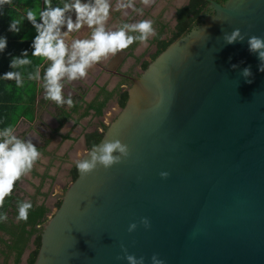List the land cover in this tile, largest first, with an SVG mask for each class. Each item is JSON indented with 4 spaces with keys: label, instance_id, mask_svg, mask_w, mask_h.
<instances>
[{
    "label": "water",
    "instance_id": "1",
    "mask_svg": "<svg viewBox=\"0 0 264 264\" xmlns=\"http://www.w3.org/2000/svg\"><path fill=\"white\" fill-rule=\"evenodd\" d=\"M210 6L214 14L133 81L97 144L119 139L129 157L88 176L77 169L34 264H128L117 259L121 245L144 264L153 255L164 264H264V72L247 45L264 37V0ZM237 28L245 41L226 44ZM249 66L250 84L240 75Z\"/></svg>",
    "mask_w": 264,
    "mask_h": 264
},
{
    "label": "clouds",
    "instance_id": "2",
    "mask_svg": "<svg viewBox=\"0 0 264 264\" xmlns=\"http://www.w3.org/2000/svg\"><path fill=\"white\" fill-rule=\"evenodd\" d=\"M12 0H0V6L11 5ZM144 7H150L155 0H140ZM136 0H117L116 9H132L143 15V8H136ZM113 6L111 0H70L63 3V6L53 7L52 0H44V8L39 11V18L34 11H28L27 20L35 28L36 35L32 41V56L41 57L50 61L44 72V91L46 100L55 102L58 106L67 104L70 108L74 102L69 95L64 98V81L72 82L83 80L88 77L89 70L97 64L116 57L124 52L134 42L139 41L147 47L150 38L156 36V29L153 21L143 19L135 23H123L116 28H109L108 21L111 17ZM73 16L75 19H73ZM39 21V22H38ZM20 21L12 20L9 31L18 33ZM90 30V36L86 38H72V34L80 33L83 28ZM130 33H137L131 35ZM247 33L241 34L239 28L234 29L230 34L224 33L223 39L226 44L243 43ZM248 50L257 56L260 61L258 70L264 72V37L250 36L247 39ZM7 47V39L0 37V52ZM27 50L21 56H14L9 67L11 69L22 68L29 65ZM238 65L233 64L232 68ZM240 75L247 83H252L251 67L242 69ZM4 79L15 80L17 86L23 85L22 74L19 71L4 73ZM29 79H40V72L37 70L29 75ZM130 151L127 144L119 139L106 140L99 145H93L92 150L87 154L88 159L75 161L76 168L83 176L94 173L98 168L105 170L121 163L128 158ZM42 159V153L38 150L32 139H21L14 134L12 127L0 130V209L4 207L5 199L12 195L16 182L28 176L34 169L36 163ZM162 178H167V172L160 173ZM33 207L30 201H23L18 204V221H27L29 210ZM6 213H0V222L7 221ZM141 223L145 228L150 227L147 218H142ZM135 223L128 228L129 232L136 229ZM124 257L128 264H144V257L137 258L128 254L123 248ZM152 264H164V261L156 255L151 257Z\"/></svg>",
    "mask_w": 264,
    "mask_h": 264
},
{
    "label": "crops",
    "instance_id": "3",
    "mask_svg": "<svg viewBox=\"0 0 264 264\" xmlns=\"http://www.w3.org/2000/svg\"><path fill=\"white\" fill-rule=\"evenodd\" d=\"M65 2H70V0H52V5L62 7ZM43 8L44 0H12L11 5L0 6V37L7 39L6 49L0 52V127L4 125L0 130L13 124L14 134L24 140L32 139L42 153V159L36 163L32 172L16 182L11 196L20 198L22 201H30L33 206L44 204L53 212L62 199L64 194L62 190L72 182L69 170L76 161L71 158L72 153L78 152L77 147H81L82 150L79 152L82 155L88 149L87 136L100 129L101 121L96 113H91V104L96 102L94 99L97 93L106 89L103 85L111 73L116 75L115 72L120 68L122 61L128 57L131 60L122 68L126 72L133 58L128 50H124L120 53V60L116 61V65L112 68L113 72L109 71V68L105 69V66L109 65V59L89 70L86 79L72 82L65 80L63 82L64 98L68 99L71 95L74 105H77L76 109L73 108L74 106L70 108L67 104L58 106L55 102L46 100L41 68H39L40 79H29V75L36 72V58L41 57L31 55V45L36 31L27 20L28 11L36 12L39 18V11ZM14 19L21 22L18 33L9 31V26ZM108 24H110V19ZM111 28L114 29L113 24ZM86 32L89 33L88 30ZM74 37L72 34V38ZM25 50L28 52L31 63L22 68L11 69L9 64L12 57L21 56ZM44 63L49 64L50 61L44 59ZM9 71H19L22 74V86H17L15 80L4 79V73ZM117 81L118 79L114 77L109 88L114 89ZM34 95V101L31 102L30 98ZM58 108L69 110L68 114L73 112V116L69 115L67 118L59 116ZM69 149L74 150L70 153ZM67 161L69 169L65 171L68 168ZM63 169L65 171L64 180H59ZM55 181H58L60 185L58 193L53 188ZM46 186H48L47 190ZM59 193L61 194L57 196ZM48 194H52L54 200L49 201ZM10 210L13 211V208Z\"/></svg>",
    "mask_w": 264,
    "mask_h": 264
},
{
    "label": "flooded vegetation",
    "instance_id": "4",
    "mask_svg": "<svg viewBox=\"0 0 264 264\" xmlns=\"http://www.w3.org/2000/svg\"><path fill=\"white\" fill-rule=\"evenodd\" d=\"M205 1H206V4H200V5H205V6L201 9L198 17L194 19L195 26L201 23L205 18H207V16L214 14L213 8L210 6L212 1L218 2L220 4H224L226 0H205ZM155 2L158 3L159 0H156ZM138 3L141 4L140 1H138ZM190 3H191V0H170L168 2H165L164 5H170V6L175 5L173 10L171 11L173 22H168L167 17L164 18L162 13H161L162 15H158V16H155V15L149 16L146 13L147 14L146 18L152 17L155 20L154 27L158 26V32L160 31L159 29L161 27L163 29H169L170 28L169 26H172V29L164 33H157L156 36L150 38L148 43L153 41L154 46L152 45L151 49L147 53H145L144 56L140 58L139 62H137L138 57H137V54L135 53V50L140 42L136 41L128 48L129 50L134 49L133 62L129 65V69L126 72L122 70L124 64L128 60V57H127L122 61L120 68L117 69V71L115 72L116 75H112L111 73L110 77L107 79V81H105L103 86L106 89L103 91H99L94 99V101H96L95 102L96 106H99L103 101H105V105L103 106L101 114H98V111L94 108L90 109L92 111L91 113H94V114L96 113L99 116V119L101 121L100 129H97L98 132H104L107 129L108 124H110L103 120L104 114L109 106V103L111 101H115L117 102L119 109L120 110L122 109L119 103L121 94L124 92H128L133 81L137 77H139L142 74V72L149 66V64L156 58V57L153 58V56L158 51L159 40L161 41L169 40L177 32L176 27L178 24V10L190 5ZM112 5H113V10L111 11L112 13L110 17L111 25L113 24L114 28H116L122 25L123 23H130L128 21V17H125V15L127 14V9L115 10L116 9V6H114L115 4L112 3ZM135 6L136 8H141L139 6H143V5L141 4V5H135ZM146 8L151 11L154 8V5H151L150 7H146ZM192 18H194L193 14H192ZM134 21L137 22V20H134ZM86 30L89 31V34L84 35V38L89 37L90 30L87 27L83 28L80 33H74L73 37L76 36V37L81 38L83 36L84 31ZM130 34L137 35V33H130ZM120 58H121L120 53L116 57L110 58L109 65L105 66V69L109 68V71L113 72L114 70H112V68L116 65V61L118 62ZM114 77L117 78L118 81L116 82L114 89H110L109 86L112 83ZM74 101H76V99ZM61 110H62L61 108H58V112H60ZM70 115L73 116V112ZM74 116L76 115L74 114ZM67 117H69V115ZM114 117L116 118L117 116H114ZM115 118H113V120ZM75 169L77 168H76V165L74 164L73 167L69 170V177L72 179V181L74 180L73 172ZM52 213L53 212L50 211L47 215V218ZM5 238L8 239L9 236L6 235ZM31 243H33V246H34L33 249H30ZM35 249H36L35 236H33L28 246L23 250L19 261L17 262V251L13 248H7L5 245L2 244L0 245V261L2 260L0 263L2 264H28L31 258V255Z\"/></svg>",
    "mask_w": 264,
    "mask_h": 264
},
{
    "label": "trees",
    "instance_id": "5",
    "mask_svg": "<svg viewBox=\"0 0 264 264\" xmlns=\"http://www.w3.org/2000/svg\"><path fill=\"white\" fill-rule=\"evenodd\" d=\"M195 4V5H194ZM206 4L205 0H191L190 5L183 7L178 10V24L176 27L177 32L169 40H159L158 42V51L155 53L153 58L157 57L163 50H165L173 41L186 35L194 26V19H196L201 11V9ZM53 7H56L53 5ZM192 14L194 18H192ZM50 64V63H49ZM49 64L44 63L43 58H36V71L41 68V77L43 79L44 72ZM146 65V64H145ZM44 81V80H43ZM37 94V89H36ZM35 95L30 98L31 102L34 101ZM128 99V92L121 94L119 103L121 107H124ZM82 101V100H80ZM105 101H103L99 106H96L95 103H92L90 108H94L98 111V114H101ZM74 109L77 108V105H74ZM61 113V114H60ZM59 116L67 118L68 111L63 109L58 112ZM10 125L9 127H12ZM1 126L0 128H3ZM105 132V131H104ZM104 132H95L87 136L88 148H92L93 145H97L102 139ZM74 179L78 176L77 169L74 170ZM23 202L20 198L15 196H9L5 199L4 207L0 209V213L7 214V221L0 222V245H5L7 248H13L17 251V262L20 259V256L23 250L28 246L30 240L35 236V245L36 249L33 251L31 258L28 264H34L36 257L38 255L40 246H41V233L43 226L47 221V215L50 212V209L44 204L33 206L28 213V220L18 221V204ZM61 201L57 204L59 207ZM13 208V211L10 210ZM11 215V216H10ZM8 235L9 238L6 239L5 236Z\"/></svg>",
    "mask_w": 264,
    "mask_h": 264
},
{
    "label": "rangeland",
    "instance_id": "6",
    "mask_svg": "<svg viewBox=\"0 0 264 264\" xmlns=\"http://www.w3.org/2000/svg\"><path fill=\"white\" fill-rule=\"evenodd\" d=\"M138 1H140V0H136V5H141V4H139L138 3ZM156 1V0H155ZM168 1H170V0H159V2L158 3H153L152 5H154V8L150 11V10H148L146 7H144V6H139V7H141V8H143V15H140V14H138L137 12H135V11H133L132 9H127V14L125 15V17H128V21L130 22V23H135V21L134 20H137V22L138 21H140V20H143V19H150V20H152L153 21V27H154V25H155V20L152 18V17H147L146 18V15L148 14L149 16H152V15H155V16H158V15H162L163 14V17L164 18H166L167 17V19H168V22H173V19H172V13H171V11L173 10V8L175 7V5H164L165 4V2H168ZM112 3H114L115 5L114 6H116V4H117V0H113V2ZM113 6V5H112ZM147 13V14H146ZM162 13V14H161ZM114 16V15H113ZM74 17V16H73ZM152 18V19H151ZM155 18V17H154ZM111 23L110 24H108V27L109 28H111ZM170 28L169 29H163L162 27L159 29L160 31L158 32V26H155L154 28L156 29V33H164V32H167L168 30H171L172 29V26H169ZM89 33L88 32H86V31H84V33H83V36L81 37V38H84V35H88ZM74 38H76V37H74ZM152 45L154 46V43H153V41L152 42H149L148 43V45H147V47H145V46H143L141 43H139L138 44V46H137V48H136V50H135V53L137 54V57H138V59H137V62H139V60H140V58L142 57V56H144V54L145 53H147L150 49H151V47H152ZM128 50V52H129V54L131 55V58H133V56H134V54H133V52H134V49H127ZM131 59H128L127 61H126V65L129 63V61H130ZM125 68H127V67H125ZM107 79V78H106ZM120 112V109H119V107H118V104H117V102H115V101H111L110 103H109V106H108V108H107V110H106V112H105V114H104V117H103V120L104 121H106L107 123H110L112 120H113V118H115L114 116H117V114ZM78 148V152H73L72 153V151L74 150V149H72V150H70L69 149V152L70 153H72L73 155L71 156V158L72 159H74V160H78V159H81V152H79V151H81L82 149H81V147H77ZM76 149V148H75ZM77 155V156H74V155ZM67 163H68V168H64L65 169V171L67 170V169H69V162L67 161ZM64 169H63V171H62V174H61V176H60V178H59V180H62L63 179V177L65 176V171H64ZM64 180V179H63ZM69 185L67 184L66 185V187H65V189L68 187ZM47 188H48V186H46V190H47ZM53 188H54V191L56 192V193H58V192H60L59 191V189H60V185H59V182L57 181H55V185L53 186ZM65 189H63V190H65ZM63 190H62V194L64 193L63 192ZM61 193H59L57 196H59ZM56 196V197H57ZM62 196V195H61ZM44 198V197H43ZM47 198L49 199V201H51L52 199L54 200V196L52 195V194H48L47 195ZM55 209H56V207H55ZM55 209H53V213H54V211H55ZM52 212V211H51ZM50 215H52V214H50ZM34 248V246H33V243H31L30 244V249H33Z\"/></svg>",
    "mask_w": 264,
    "mask_h": 264
}]
</instances>
